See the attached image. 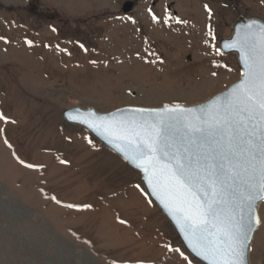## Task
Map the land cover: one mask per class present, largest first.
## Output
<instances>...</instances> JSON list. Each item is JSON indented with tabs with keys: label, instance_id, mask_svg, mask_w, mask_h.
Returning <instances> with one entry per match:
<instances>
[{
	"label": "rangeland",
	"instance_id": "1",
	"mask_svg": "<svg viewBox=\"0 0 264 264\" xmlns=\"http://www.w3.org/2000/svg\"><path fill=\"white\" fill-rule=\"evenodd\" d=\"M239 14L264 20V0H0V264H203L140 172L63 111L207 100L241 77L219 48Z\"/></svg>",
	"mask_w": 264,
	"mask_h": 264
},
{
	"label": "water",
	"instance_id": "2",
	"mask_svg": "<svg viewBox=\"0 0 264 264\" xmlns=\"http://www.w3.org/2000/svg\"><path fill=\"white\" fill-rule=\"evenodd\" d=\"M133 7L134 2L127 1L122 10L129 13ZM262 27H264L263 19L240 14L234 21L231 36L219 39V48L222 53L236 55L241 68V77L203 102L192 105L171 103L159 107L127 105L108 112H100L93 107L75 106L63 111V118L67 123L85 128L95 139L140 172L146 191L168 218L184 249L203 264H212L211 258L206 259L202 254V245L207 241L198 239L192 234L182 214L177 210V205L166 195L165 186L171 187L167 173L162 172L159 165L155 170L148 166V155L137 159L132 158L137 155L135 144L142 143L143 138L142 135H132L130 130L145 121L156 122L163 117L164 122L159 125L164 133L161 143L167 145L164 150L169 155L165 156L163 151L156 153L161 165L167 164L169 168H175V161L170 159L175 153H179L184 162L190 158L194 167L197 166V160L202 164L206 157L209 159L219 173L217 188L220 190V195L217 199L222 203L218 205V211L222 218L231 217L236 223L243 225V230L246 232L244 264H251L250 251L255 232L260 225L259 206L264 201V198H261L264 197V193L259 191V154L257 153L256 159L253 160L244 149L247 147L246 142L249 136L254 143H258L261 124L257 119L249 121L246 128H238L235 123L236 118L233 116L231 117L233 123L230 125L213 127L211 130L204 125L205 131L195 135L189 134L190 130L185 125L193 116L203 120L204 113L210 106L221 108L223 111L228 107L229 102L235 99L237 89L246 78L247 63L253 54L259 56ZM177 104L183 109L193 111L182 114L167 112L165 106L172 108ZM154 109L165 111L159 115L153 111H139ZM230 140L231 143H229ZM129 141L133 142L131 146ZM145 166H148L147 171ZM221 169L223 171H220ZM193 192L201 201L205 199L202 192H197L195 188ZM250 192L257 196L253 201L246 198ZM257 219L259 223L256 222Z\"/></svg>",
	"mask_w": 264,
	"mask_h": 264
},
{
	"label": "snow or ice",
	"instance_id": "3",
	"mask_svg": "<svg viewBox=\"0 0 264 264\" xmlns=\"http://www.w3.org/2000/svg\"><path fill=\"white\" fill-rule=\"evenodd\" d=\"M260 37L262 45L259 56L253 54L247 63L248 72L245 73L246 78L237 89L235 99L230 101L223 111L221 108L210 106L209 110L204 113L203 120L193 116L187 120L185 127L190 130L189 134L195 135L205 131L204 125H207L209 130L213 127L230 125L233 123L231 119L233 116L236 118L235 123L238 128H246L249 121L258 119L261 124L258 143H254L249 136L246 142L247 147L244 150L253 160L256 159L257 153L259 154V191L264 193V27L260 30ZM165 108L168 113L182 114L193 111L183 109L179 104L172 108L167 106ZM139 111H153L159 115L165 110ZM163 122V117H161L156 122L145 121L130 130L132 135H142L143 138L142 143L135 144L137 155L132 158L137 159L148 155V166L155 170L159 165L160 170L167 173L171 187L165 186L166 195L177 205V210L182 214L192 234L198 239L207 241L202 245V254L206 259L210 257L212 264H244L246 232L243 230V225L236 223L231 217L222 218L218 211V205L222 203L217 199L220 195V190L217 188L218 171L207 157L202 164L197 160V166L194 167L190 158L184 162L179 153L170 157L175 161V168H169L167 164L161 165L156 153L163 151L165 156L169 155L164 150L167 145L161 143L164 133L159 125ZM253 131H255V126H253ZM132 143L129 141L130 146ZM148 166H145V171L148 170ZM193 188L204 194L203 201L193 192ZM246 198L253 201L257 196L250 192ZM256 222L259 223V220L257 219Z\"/></svg>",
	"mask_w": 264,
	"mask_h": 264
},
{
	"label": "flooded vegetation",
	"instance_id": "4",
	"mask_svg": "<svg viewBox=\"0 0 264 264\" xmlns=\"http://www.w3.org/2000/svg\"><path fill=\"white\" fill-rule=\"evenodd\" d=\"M231 0H229L228 2H230Z\"/></svg>",
	"mask_w": 264,
	"mask_h": 264
}]
</instances>
